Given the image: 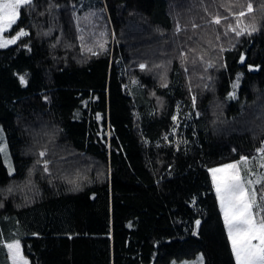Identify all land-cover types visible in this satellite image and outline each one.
<instances>
[{
  "label": "trees",
  "instance_id": "trees-1",
  "mask_svg": "<svg viewBox=\"0 0 264 264\" xmlns=\"http://www.w3.org/2000/svg\"><path fill=\"white\" fill-rule=\"evenodd\" d=\"M19 13L5 34L27 35L0 47L14 169L0 153V264L16 238L29 264L200 251L236 264L209 169L246 157L264 181V0H33Z\"/></svg>",
  "mask_w": 264,
  "mask_h": 264
},
{
  "label": "snow or ice",
  "instance_id": "snow-or-ice-1",
  "mask_svg": "<svg viewBox=\"0 0 264 264\" xmlns=\"http://www.w3.org/2000/svg\"><path fill=\"white\" fill-rule=\"evenodd\" d=\"M33 4V0H0V32H3L4 25L7 24L10 28L19 18V10L23 6H30ZM253 12V4L248 3L247 13ZM246 12L241 11L238 17H244ZM219 24L220 19L214 20ZM195 27V25H194ZM231 27V26H230ZM179 27L177 31H179ZM235 31V29H232ZM255 25L252 26L251 32L257 31ZM251 32L248 34L250 35ZM244 31H237L236 35H243ZM27 35V33L21 29L16 37L6 42H0V47H4L7 44L15 43L19 36ZM244 61L243 55L241 56V62ZM141 69L145 65H140ZM240 76H237V80ZM21 83H25L24 76L20 77ZM234 85L233 87H237ZM230 97L234 98L235 93H230ZM196 98L193 97V107H195ZM199 115V113H197ZM99 119V114L97 115ZM174 121L177 120L176 116H173ZM2 132V130H0ZM5 148L0 147V152H5ZM264 154V149L260 150ZM40 157L46 155L45 151L39 153ZM246 157H241V162H245ZM8 158L6 156V162ZM39 163V161H38ZM49 161L44 160V171H49ZM264 166V165H262ZM212 173L213 183L217 198L220 202L221 211L224 215V223L228 231V237L231 242L232 252L235 256L236 264H264V195L257 200V194L255 192V185L251 180L248 184L252 186V191L249 192L243 181V178L238 174L236 164L224 165L222 168H214L209 170ZM8 172L12 175L14 169L10 162H8ZM221 174V175H218ZM264 181H257L260 183ZM11 191V189H9ZM258 209L254 211L253 209ZM199 220L196 221L198 226ZM9 253L13 259L14 264H28L27 260L20 253V245L18 241L6 244Z\"/></svg>",
  "mask_w": 264,
  "mask_h": 264
},
{
  "label": "rangeland",
  "instance_id": "rangeland-1",
  "mask_svg": "<svg viewBox=\"0 0 264 264\" xmlns=\"http://www.w3.org/2000/svg\"><path fill=\"white\" fill-rule=\"evenodd\" d=\"M4 29H6L5 30V32H6L10 28L8 27L7 24H5L4 25ZM5 32H4V34H3V32H0V42H6L8 40H11L13 37H15V35H11L12 37L11 36H7L5 34ZM18 33H19V31H18ZM7 45H10V44H7ZM0 130H2V132H0V147L5 148V150H6L5 152H0V153L3 156V161H4V164L6 165L7 169H8V162H10V164H11V166L13 168L12 161H11V157H10V153H9V150H8L7 143L5 141L4 131H3V128L1 126V124H0ZM6 156L8 158V161L7 162H6ZM228 164H236L237 165L238 174L243 178V181L245 183L246 189L249 192H251L252 191V186H250L248 184V181L251 180L253 182V184L255 185V183L259 179L258 178L259 175L257 174L258 171L256 172L257 169H255V168L252 167L251 161H247V162L244 163V162H241L239 160H234V161H229V162H226V163H222V164H219V165L212 166V167H210V169L222 168L224 165H228ZM245 167H248L249 168V171L246 174H244V172L242 171L243 168H245ZM218 175H221V174H218ZM210 176H211L212 183H213V178H212V173L211 172H210ZM213 186L215 188L214 183H213ZM215 192H216V190H215ZM255 192L257 194L256 188H255ZM218 202H219V200H218ZM219 205H220V202H219ZM253 210L255 211V208ZM14 241H18L19 242V245H20V253L23 255V257L25 258V260H27V262L29 264V261H28L27 257L24 255V253L22 251V244H21V240L20 239L16 238V239L7 240V241H4V244L6 246V244L12 243ZM6 250H7V255H8V259L10 261V264H14L13 259H12L11 255H10L9 250H8L7 247H6ZM170 264H204V258H203L202 252L200 251L194 258H191V259H182V260H173Z\"/></svg>",
  "mask_w": 264,
  "mask_h": 264
},
{
  "label": "crops",
  "instance_id": "crops-1",
  "mask_svg": "<svg viewBox=\"0 0 264 264\" xmlns=\"http://www.w3.org/2000/svg\"><path fill=\"white\" fill-rule=\"evenodd\" d=\"M6 30V29H5ZM5 30L3 31V34H4V32H5ZM24 30V29H23ZM25 31V30H24ZM20 32V31H19ZM26 32V31H25ZM17 34H18V32L16 33V34H14L15 35V37L17 36ZM12 37V36H11ZM13 44V43H12ZM3 157V156H2ZM215 189V188H214ZM218 204H219V202H218ZM219 208H220V211H221V207H220V205H219ZM221 213H222V216H223V219H224V215H223V212L221 211ZM226 227V226H225ZM226 231H227V228H226ZM227 234H228V231H227ZM231 243V242H230Z\"/></svg>",
  "mask_w": 264,
  "mask_h": 264
}]
</instances>
